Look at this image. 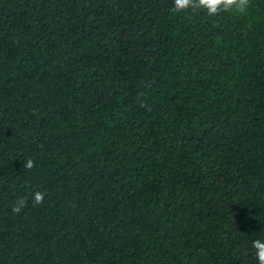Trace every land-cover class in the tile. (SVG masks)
Instances as JSON below:
<instances>
[{
	"label": "trees",
	"instance_id": "16d2710c",
	"mask_svg": "<svg viewBox=\"0 0 264 264\" xmlns=\"http://www.w3.org/2000/svg\"><path fill=\"white\" fill-rule=\"evenodd\" d=\"M172 6L0 0V264H257L264 0Z\"/></svg>",
	"mask_w": 264,
	"mask_h": 264
},
{
	"label": "clouds",
	"instance_id": "9594fccd",
	"mask_svg": "<svg viewBox=\"0 0 264 264\" xmlns=\"http://www.w3.org/2000/svg\"><path fill=\"white\" fill-rule=\"evenodd\" d=\"M250 7V0H173V6L169 11L173 14L188 12V10H201L209 17H217L221 13L246 14ZM143 106V105H142ZM35 162L28 158L24 163L25 169L31 170ZM34 204H42L44 193L35 191L31 194ZM27 202L26 197L19 198L12 208L14 213H19ZM252 248L255 250L257 264H264V240L256 239L252 241Z\"/></svg>",
	"mask_w": 264,
	"mask_h": 264
}]
</instances>
